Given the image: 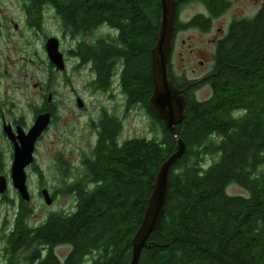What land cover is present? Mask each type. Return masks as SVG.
Returning a JSON list of instances; mask_svg holds the SVG:
<instances>
[{"label": "trees", "instance_id": "trees-1", "mask_svg": "<svg viewBox=\"0 0 264 264\" xmlns=\"http://www.w3.org/2000/svg\"><path fill=\"white\" fill-rule=\"evenodd\" d=\"M20 1L32 29H43L45 9L51 8L63 35L74 40L68 53L93 72V86L107 90L117 74L127 106L143 108L155 133L120 143L121 119L103 109L91 121L94 146L81 155L79 178L68 186L75 198L72 211L49 212L31 226L27 218L33 207L3 195L15 210L1 220L0 264H129L155 175L176 146L148 104L160 0ZM194 2L207 15L181 23L177 15L174 32L187 27L208 31L212 19L231 4L177 0V12ZM102 27L113 33L88 38ZM168 74L186 99L184 118L176 125L185 152L171 169L160 224L138 264H264V3L254 16L230 22L215 45L212 69L200 80L175 75L170 62ZM201 83L211 90L203 100L195 97ZM43 104L44 109L33 107L35 114L49 108L47 101ZM63 163L60 156L58 164ZM230 184L247 194H228ZM62 244L70 246L63 260L54 252Z\"/></svg>", "mask_w": 264, "mask_h": 264}, {"label": "rangeland", "instance_id": "rangeland-1", "mask_svg": "<svg viewBox=\"0 0 264 264\" xmlns=\"http://www.w3.org/2000/svg\"><path fill=\"white\" fill-rule=\"evenodd\" d=\"M230 3L229 8L212 21L211 32L204 33L196 27L179 30L171 57V69L175 75H185L196 81L205 76L213 66L214 43L210 40L216 30L223 28L225 33L233 19L254 16L264 0H230ZM199 13L207 15L204 6L189 3L180 8L178 18L187 22ZM106 33H113V30L102 27L88 38ZM45 35L59 39L66 61L63 71H57L50 65L44 47ZM73 46L74 40L63 35L59 19L51 8L45 9L43 29L37 30L26 25L20 0H0V114L3 113L8 121L22 119L24 127L29 128L35 118L34 106L41 107L43 101L55 105L56 116L36 142L34 163L26 168L31 196L28 204L33 207L27 224L31 226L41 223L49 212L72 211L75 198L68 192V186L79 178L81 155L89 154L94 146L96 134L91 121L98 120L103 109L116 115L126 114L118 140L120 143L128 137L151 138L155 133L153 123L143 108L124 111L125 100L118 86L117 74L113 76L109 89L100 90L93 86L94 76L89 65L79 67L68 53ZM210 93V87L204 83L195 89V97L199 100L206 99ZM77 98H81L83 107L77 105ZM12 151V144L4 135L0 121V174L9 180L7 190L0 195V226L2 218H11L15 210V206L6 199L19 198L9 178ZM60 156L64 161L62 165L58 164ZM261 169L264 171V164ZM42 188L50 192L53 198L51 205L44 202L40 193ZM226 192L247 194L237 184H230ZM3 195L7 198L3 199ZM3 244L0 227V253L3 252ZM69 250V245L62 244L55 247L54 252L63 260Z\"/></svg>", "mask_w": 264, "mask_h": 264}, {"label": "water", "instance_id": "water-1", "mask_svg": "<svg viewBox=\"0 0 264 264\" xmlns=\"http://www.w3.org/2000/svg\"><path fill=\"white\" fill-rule=\"evenodd\" d=\"M161 19L156 42L151 49V76L153 92L149 99V108L160 118L167 130L176 140L174 152L159 166L155 175L152 191L147 201L141 224L132 239V253L129 264H138L142 249L146 246L150 234L158 228L166 198L169 193L170 172L175 162L185 152V144L178 136L176 125L184 118L186 99L182 89L178 88L168 74V65L174 37V23L177 18V0H160ZM45 51L49 62L57 71L65 69V57L60 50V41L56 36L45 40ZM76 103L83 107L81 98ZM52 121V113L48 110L38 113L31 126L25 130L21 125L13 127L4 121L2 131L12 144V164L10 181L20 199L29 202L31 199L27 185L26 168L34 163L36 142L47 130ZM8 178L0 174V195L8 188ZM44 202L51 205L53 198L47 188L40 191Z\"/></svg>", "mask_w": 264, "mask_h": 264}, {"label": "flooded vegetation", "instance_id": "flooded-vegetation-1", "mask_svg": "<svg viewBox=\"0 0 264 264\" xmlns=\"http://www.w3.org/2000/svg\"><path fill=\"white\" fill-rule=\"evenodd\" d=\"M178 15V14H177ZM222 15V14H221ZM221 15H219V16H217V17H214L213 19H212V21L215 19V18H218V17H220ZM179 19V18H178ZM180 20V19H179ZM212 21H211V27H210V29L208 30V31H203L204 33H208V32H211L212 31V28H213V25H212ZM182 21L180 20V23H181ZM185 29V28H184ZM217 33H215V35L213 36V38H211V42H213L214 43V49H215V45H216V43H217V41H218V39H220L221 37H223L224 35H225V33H224V30H223V28H218L217 30ZM179 32V30L178 31H176V32H174V37H173V42H172V51H171V55H170V64H171V57H172V54H173V50L175 49V42H176V37H177V33ZM191 52H192V50H190ZM214 53V52H213ZM213 55V54H212ZM71 57H73L77 62H78V64H79V59L76 57V56H72V55H70ZM200 62V64L202 63V61H199ZM125 100V99H124ZM49 101V100H48ZM47 105L49 106V108H47L46 110H48V111H50L51 113H52V118H53V110H52V108H53V106H54V104H50V103H48L47 102ZM41 108L42 109H44V104H43V102H42V105H41ZM55 108V107H54ZM132 106H127V104H126V102H125V105H124V111H131L132 110ZM110 113V112H109ZM38 114V113H37ZM37 114H35V116L37 115ZM102 114H103V110L101 111V114H100V117L102 116ZM111 114H114V113H111ZM114 115H116V114H114ZM116 116H118L120 119H121V122H122V127H123V119L126 117V114L125 113H123L122 115H116ZM99 117V118H100ZM124 117V118H123ZM98 118V119H99ZM17 119H15V120H6L5 119V116L3 115V113H1L0 114V121H1V123L3 124V122L4 121H6V122H9L13 127H15L16 125H21L25 130H27L28 128H26V127H24V122H23V120L22 119H18L19 121H20V123H16L15 121H16ZM91 124H92V122H91ZM94 131H95V134H96V138H97V133H96V129L94 128ZM122 131V130H121ZM121 133V132H120ZM120 136V135H119ZM120 138V137H119ZM128 138H131V137H128ZM128 138H125V139H128ZM124 139V140H125ZM123 140V141H124ZM96 141V140H95Z\"/></svg>", "mask_w": 264, "mask_h": 264}, {"label": "bare ground", "instance_id": "bare-ground-1", "mask_svg": "<svg viewBox=\"0 0 264 264\" xmlns=\"http://www.w3.org/2000/svg\"><path fill=\"white\" fill-rule=\"evenodd\" d=\"M178 11V10H177Z\"/></svg>", "mask_w": 264, "mask_h": 264}]
</instances>
